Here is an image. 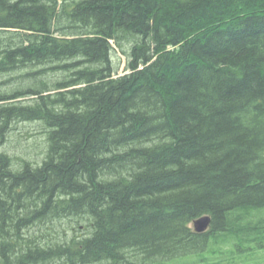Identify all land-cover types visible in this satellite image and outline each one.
<instances>
[{
    "label": "trees",
    "instance_id": "obj_1",
    "mask_svg": "<svg viewBox=\"0 0 264 264\" xmlns=\"http://www.w3.org/2000/svg\"><path fill=\"white\" fill-rule=\"evenodd\" d=\"M23 68L0 134L38 120L48 148L0 150V264H264V0H0Z\"/></svg>",
    "mask_w": 264,
    "mask_h": 264
},
{
    "label": "rangeland",
    "instance_id": "obj_2",
    "mask_svg": "<svg viewBox=\"0 0 264 264\" xmlns=\"http://www.w3.org/2000/svg\"><path fill=\"white\" fill-rule=\"evenodd\" d=\"M130 46L131 44H126L124 48L127 49L128 47L130 48ZM115 48L116 51L112 54L114 72L118 71V74H122L128 71L126 69L128 56L121 52L116 46ZM26 71L27 68H23L14 70V72L5 75L0 74V92L9 94L10 91L15 90V88L28 87V85L33 82V78H22ZM12 75H15L14 77L17 80L9 82L8 79L12 77ZM64 76L62 71L54 68L43 77L48 78V81L51 82L50 85H53L58 79H62ZM32 99V97H26L25 99L20 98L17 102L26 103L30 102ZM47 148L48 139L46 126L38 120H16L10 125L9 130H7L4 136L0 134V150L8 152L12 156L14 168H20L23 159L31 160L34 163L40 162L44 158ZM66 220L68 224L66 229L70 236L77 234L84 235L86 233L87 227L84 226V220L78 219V217ZM192 259H198V257L188 258V260ZM178 260L180 259L166 261L164 264H181L182 261ZM205 263V261L198 260L196 264Z\"/></svg>",
    "mask_w": 264,
    "mask_h": 264
},
{
    "label": "water",
    "instance_id": "obj_3",
    "mask_svg": "<svg viewBox=\"0 0 264 264\" xmlns=\"http://www.w3.org/2000/svg\"><path fill=\"white\" fill-rule=\"evenodd\" d=\"M212 221L210 215H203L194 221V227L198 232H204L208 229Z\"/></svg>",
    "mask_w": 264,
    "mask_h": 264
},
{
    "label": "bare ground",
    "instance_id": "obj_4",
    "mask_svg": "<svg viewBox=\"0 0 264 264\" xmlns=\"http://www.w3.org/2000/svg\"><path fill=\"white\" fill-rule=\"evenodd\" d=\"M112 43H114V42H112ZM115 45V44H114ZM116 46V45H115ZM117 47V46H116ZM118 48V47H117ZM120 50V49H119ZM121 51V50H120ZM115 52V51H114ZM121 52H123V51H121ZM124 53V52H123ZM128 70V69H127ZM127 72H129V70L127 71ZM127 72H125V73H127ZM125 73H122V74H119V75H123V74H125Z\"/></svg>",
    "mask_w": 264,
    "mask_h": 264
}]
</instances>
